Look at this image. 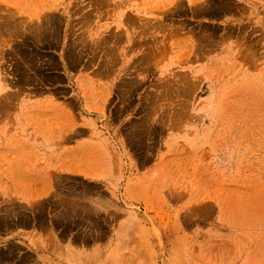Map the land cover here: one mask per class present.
Masks as SVG:
<instances>
[{
	"label": "rangeland",
	"instance_id": "374dc122",
	"mask_svg": "<svg viewBox=\"0 0 264 264\" xmlns=\"http://www.w3.org/2000/svg\"><path fill=\"white\" fill-rule=\"evenodd\" d=\"M246 5L250 23L238 29L168 24L187 15L181 8L150 24L128 15L124 31L138 28L139 53L125 52L128 38L116 56L109 42L89 39L96 7L87 1L0 0V82L73 80L84 65L115 79L128 61L117 78L130 84L112 89L91 128L111 146L125 134L146 163L118 191L113 147L103 153L113 163L111 191L60 179L48 196L20 201L0 184V264H264V0ZM234 37L238 57L216 56ZM176 45L186 54L175 56ZM9 118L0 115V126ZM27 181L28 195L35 184ZM70 239L85 246L81 261L51 254L50 245Z\"/></svg>",
	"mask_w": 264,
	"mask_h": 264
},
{
	"label": "crops",
	"instance_id": "0c3cea01",
	"mask_svg": "<svg viewBox=\"0 0 264 264\" xmlns=\"http://www.w3.org/2000/svg\"><path fill=\"white\" fill-rule=\"evenodd\" d=\"M76 1L70 0V6L73 7ZM86 1L91 5L90 9L96 7L92 9L93 13L87 15L86 31L89 39L98 38L101 43L106 42V45L109 42L113 47L107 46L106 50L115 49L113 54L116 56L121 53L123 39L128 38L130 47L125 52L130 51L132 56L139 53L138 28L134 30L131 27L128 33L124 31V20L130 16L137 23L150 24L160 18L158 12L167 9H174V12L181 8L187 15L176 14L168 18V24L176 25L185 21L192 25L238 29L241 25L250 23V10L245 8L246 0H226L230 7L224 9H220L217 0L215 3L213 0H84ZM149 32L148 28L145 33ZM181 33L182 30L177 27L172 31L179 41L185 38ZM237 47L238 40L234 37L229 43L216 45L214 52L216 56H228L233 60L239 55ZM173 54L180 57L186 52L176 45L173 47ZM127 65L128 61L120 63L114 70L115 79H110L111 75H107L108 79H97L84 65L73 80H58L45 85H5L0 82V103L9 105L0 115L10 116L4 122L5 126H0V184L4 185V193L10 192L12 197L20 201L26 198L37 200L48 196L54 190L57 180L75 178L102 185L111 191L114 175L110 172V166L113 163L103 156L111 147L120 154L117 167L121 169V173L115 181L116 191L122 188L123 184L120 182L129 177L132 169L146 167L138 154L139 149L134 147V143L125 134L120 139L115 137L114 141L111 138V146L109 134L100 131L102 134L98 136L91 128L93 123H98L91 113L99 111L108 102L112 89L130 84V81L117 78V74H121ZM64 67L65 70L71 69L70 65ZM146 84H149L148 81ZM126 151L131 156L123 155ZM27 180L35 184L34 190L28 195L21 186ZM49 248L53 250L51 254L68 258L70 262L81 261L86 257L85 246L76 244L71 239L70 242L60 241L50 245Z\"/></svg>",
	"mask_w": 264,
	"mask_h": 264
},
{
	"label": "bare ground",
	"instance_id": "6f19581e",
	"mask_svg": "<svg viewBox=\"0 0 264 264\" xmlns=\"http://www.w3.org/2000/svg\"><path fill=\"white\" fill-rule=\"evenodd\" d=\"M10 18H11V17H10ZM10 27H11V26H10ZM49 240H50V239H49ZM7 252H8V251H6V253H7ZM10 253H11V252H10ZM0 254H1V253H0ZM1 256H2V254H1ZM6 256H8V255L6 254ZM3 257H5V256H3ZM3 257H2V258H3ZM5 258H6V257H5Z\"/></svg>",
	"mask_w": 264,
	"mask_h": 264
}]
</instances>
